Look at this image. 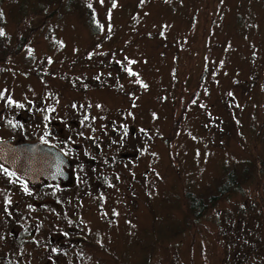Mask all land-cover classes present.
Instances as JSON below:
<instances>
[{"label":"rangeland","instance_id":"obj_1","mask_svg":"<svg viewBox=\"0 0 264 264\" xmlns=\"http://www.w3.org/2000/svg\"><path fill=\"white\" fill-rule=\"evenodd\" d=\"M82 1L96 32L70 0H0V139L72 163L0 164V264H264V0Z\"/></svg>","mask_w":264,"mask_h":264},{"label":"trees","instance_id":"obj_2","mask_svg":"<svg viewBox=\"0 0 264 264\" xmlns=\"http://www.w3.org/2000/svg\"><path fill=\"white\" fill-rule=\"evenodd\" d=\"M59 2H61V0H59ZM70 2L75 7H78L79 10H83L87 22L91 25L90 27L93 31L96 32L97 25L95 24V13L93 7L82 0H70ZM51 16L52 13L49 12L42 14L41 24H45ZM6 58L7 57H5L4 60ZM259 162L264 171V158ZM250 169L251 165L248 162L226 168L224 176L220 177L218 180L215 194H197L187 191L185 196L188 212L193 214L195 217L205 214L207 210L213 207L219 200L228 197L233 192H236L249 177L250 174H248V172H250Z\"/></svg>","mask_w":264,"mask_h":264},{"label":"water","instance_id":"obj_3","mask_svg":"<svg viewBox=\"0 0 264 264\" xmlns=\"http://www.w3.org/2000/svg\"><path fill=\"white\" fill-rule=\"evenodd\" d=\"M12 141V138L0 140V163L30 182H36L38 174H44L45 169L48 170L47 151H50L56 160H59L60 156L63 162L59 161L69 166L68 159L53 147L41 146L37 142L15 144Z\"/></svg>","mask_w":264,"mask_h":264},{"label":"flooded vegetation","instance_id":"obj_4","mask_svg":"<svg viewBox=\"0 0 264 264\" xmlns=\"http://www.w3.org/2000/svg\"><path fill=\"white\" fill-rule=\"evenodd\" d=\"M53 133H54V137H61V135H59V130L57 129V127H54ZM47 136H49V135H47ZM45 137H41V139L39 141L28 142V143H35V142H37L41 146L53 147L55 150L59 151L62 155H64V157H66L68 159V157L61 150H59L58 148H56L54 145L50 144L49 142L44 141ZM9 138H12V137H9ZM12 139H13L12 142L15 143V144L16 143H23V142H14V138H12ZM0 140H6V139H0ZM24 142L26 143L27 141H24ZM46 155H48V157H47V159H48V170L45 169V173L44 174H38L37 181L36 182H40V181L41 182H59V181H64V180L66 181L68 178H70L69 177L70 176V173H69L68 170L71 169L72 163H71V161L69 159H68L69 166L67 167L66 165H64L63 163H61V162H63V160H62V158L60 156H59V160L61 162L58 159L56 160V158L53 155H51L50 151H47L46 152ZM2 166L8 168L11 172H13L10 167L5 166L3 164H2ZM14 174L16 176L20 177V178H24L27 181H29L25 177L19 176L16 173H14ZM36 182H30V183L36 184Z\"/></svg>","mask_w":264,"mask_h":264},{"label":"snow or ice","instance_id":"obj_5","mask_svg":"<svg viewBox=\"0 0 264 264\" xmlns=\"http://www.w3.org/2000/svg\"><path fill=\"white\" fill-rule=\"evenodd\" d=\"M0 35H3V32L2 31H0Z\"/></svg>","mask_w":264,"mask_h":264}]
</instances>
